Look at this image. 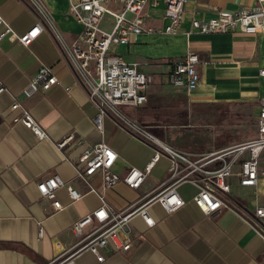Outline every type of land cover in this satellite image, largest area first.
<instances>
[{
  "label": "crops",
  "instance_id": "1",
  "mask_svg": "<svg viewBox=\"0 0 264 264\" xmlns=\"http://www.w3.org/2000/svg\"><path fill=\"white\" fill-rule=\"evenodd\" d=\"M41 1L51 22L32 0H0V15L18 34L40 22L45 27L28 47L8 37L0 41V87L8 90L0 92V264H56L78 242L71 230L73 223L101 205L99 196L88 192V185L76 177L73 164L91 145L107 142L119 154L114 171L122 175L131 166L144 168L153 154L149 144L131 128L124 129L111 114L104 118L103 131L95 126L99 109L60 42V37L75 42L83 27L70 13L69 0ZM254 4L255 0H187L176 34L164 31L168 24L164 5L148 6L144 13L148 30L133 43L113 48L128 62H139L140 69L152 77L147 102L129 107L130 118L158 139L195 154L255 138L264 97V76L260 75L264 31L186 36L193 19L206 20L220 10L239 11ZM3 30L1 26L0 33ZM188 47L200 60L201 82L191 91L172 85L169 79L171 63L183 59ZM42 66L51 67L59 83L27 97L24 91ZM15 98L29 109L48 138L41 140L23 123L14 122L20 114L11 108ZM201 115H212L218 121L231 119L233 126L256 130L243 129L240 138L220 146L213 140L199 141L193 128ZM169 128L171 133L163 131ZM70 135L73 138L59 148L58 143ZM169 167V159L162 156L140 189L119 182L102 190L99 175L91 182L114 210L121 211L162 183ZM53 175H60L67 185L86 195L72 201L67 188H59L56 194L64 208L55 211L38 190V183ZM239 188L245 187L234 180L230 196L240 207L253 211L257 203L264 204L258 199L264 197V179L257 188H245L251 197L241 196ZM197 191L189 183L180 185L178 192L186 204L172 214L154 203L150 207L156 221L153 227L135 217L130 251L108 250L104 262L84 251L76 256V264H264V238L230 209L206 215L193 201Z\"/></svg>",
  "mask_w": 264,
  "mask_h": 264
},
{
  "label": "built area",
  "instance_id": "2",
  "mask_svg": "<svg viewBox=\"0 0 264 264\" xmlns=\"http://www.w3.org/2000/svg\"><path fill=\"white\" fill-rule=\"evenodd\" d=\"M35 6L51 22L50 12L41 0H32ZM187 0H69L70 13L82 25L78 39L68 43L60 37L61 45L81 81L85 84L91 101L98 107L94 118L95 126L104 130V118L113 115L121 121L124 129L131 128L135 134L152 147L153 154L144 166H131L122 175L114 171L119 154L105 141L91 145L73 162L76 177L88 185V192L95 193L101 205L91 213L73 223L71 230L78 242L65 251L56 264H76L75 258L84 251L93 253L99 262H104L108 250L128 252L133 248L134 230L132 220L140 216L148 227L156 225L150 207L159 203L167 214L178 211L186 204L179 194L178 187L189 183L198 191L194 203L206 215H213L222 209H230L244 217L254 231L264 238V204L257 203L253 211L240 207L231 198L234 180L241 187L257 188L264 179V97L260 100V114L256 137L223 150L209 153H190L158 139L147 129L123 113L119 107L138 108L148 100L152 77L140 69V63L128 62L112 50L113 46L133 43L146 32L145 10L148 6L164 5L168 24L165 33L176 34L184 20ZM112 17L110 29L103 28L104 18ZM0 41L9 38L24 46H30L45 29L37 23L23 34H18L0 15ZM240 31L257 34L264 31V0H255L253 6L239 11L220 10L210 19H193L191 34H216ZM198 55L188 47L181 60L171 63L169 79L176 87L196 89L201 82L198 70ZM260 75L264 76V69ZM59 83L58 77L49 66H42L25 89L27 97L49 90ZM8 91L0 87V92ZM12 110H20L15 123H23L39 139L48 138L41 125L29 109L18 99H14ZM73 138L70 135L58 143L63 148ZM162 156L170 161L168 177L154 189L139 198L127 209L114 210L106 200L102 190L109 189L119 182L133 189H140ZM96 175L101 177L102 190L91 182ZM66 187L72 201L82 199L81 193L73 185H67L60 175H53L38 183L43 197L52 202L55 211L64 208L57 197V190ZM43 230H40L42 235Z\"/></svg>",
  "mask_w": 264,
  "mask_h": 264
},
{
  "label": "rangeland",
  "instance_id": "3",
  "mask_svg": "<svg viewBox=\"0 0 264 264\" xmlns=\"http://www.w3.org/2000/svg\"><path fill=\"white\" fill-rule=\"evenodd\" d=\"M112 17L107 15L104 18L103 21V28L110 29L111 23H112ZM114 46L112 47L113 50ZM120 110L128 115L131 116V113L129 112V107H119ZM217 117V116H215ZM219 118V117H218ZM195 126L193 128V131L196 133V137L199 141H216V144L218 146L221 145V143L225 141H233L236 139V136L240 138L243 134V129H248L250 127H242V126H233L231 119H222L220 121L216 120L212 115L210 117H207L205 115H201L195 119ZM251 130H256V127H251ZM150 131L154 132L153 130L149 129ZM164 132L171 133L173 129H163ZM155 133V132H154ZM156 134V133H155ZM253 135V133H251ZM238 192L241 196L244 197H251V193L248 189L245 188H239ZM259 201H264V197H258Z\"/></svg>",
  "mask_w": 264,
  "mask_h": 264
}]
</instances>
